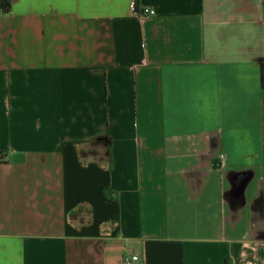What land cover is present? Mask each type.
I'll return each mask as SVG.
<instances>
[{"label":"crops","instance_id":"obj_1","mask_svg":"<svg viewBox=\"0 0 264 264\" xmlns=\"http://www.w3.org/2000/svg\"><path fill=\"white\" fill-rule=\"evenodd\" d=\"M10 3L0 264H264V0Z\"/></svg>","mask_w":264,"mask_h":264},{"label":"built area","instance_id":"obj_2","mask_svg":"<svg viewBox=\"0 0 264 264\" xmlns=\"http://www.w3.org/2000/svg\"><path fill=\"white\" fill-rule=\"evenodd\" d=\"M136 8H137V6H136ZM139 14L142 16H154L156 14V11L152 10V9H143V10L139 11ZM220 159H221V162H223L224 156L222 155L220 157ZM138 260H139V258L137 256H133L131 258H125L124 263L125 264H133V263L137 262Z\"/></svg>","mask_w":264,"mask_h":264},{"label":"trees","instance_id":"obj_3","mask_svg":"<svg viewBox=\"0 0 264 264\" xmlns=\"http://www.w3.org/2000/svg\"><path fill=\"white\" fill-rule=\"evenodd\" d=\"M10 8H11L10 0H0V14L9 12Z\"/></svg>","mask_w":264,"mask_h":264}]
</instances>
